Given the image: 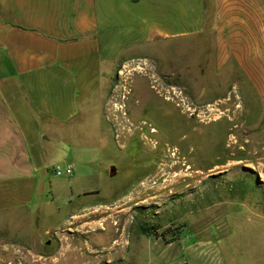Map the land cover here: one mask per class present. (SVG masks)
<instances>
[{"label":"rangeland","instance_id":"obj_1","mask_svg":"<svg viewBox=\"0 0 264 264\" xmlns=\"http://www.w3.org/2000/svg\"><path fill=\"white\" fill-rule=\"evenodd\" d=\"M203 33L108 64L93 125L53 146L28 209L0 214V264H264V75L220 70Z\"/></svg>","mask_w":264,"mask_h":264},{"label":"crops","instance_id":"obj_2","mask_svg":"<svg viewBox=\"0 0 264 264\" xmlns=\"http://www.w3.org/2000/svg\"><path fill=\"white\" fill-rule=\"evenodd\" d=\"M257 4L216 0L206 10L205 0H0V214L28 209L49 179L53 146H74L70 130L93 125L104 70L123 50L213 26L220 70L234 67L238 82L264 75Z\"/></svg>","mask_w":264,"mask_h":264},{"label":"built area","instance_id":"obj_3","mask_svg":"<svg viewBox=\"0 0 264 264\" xmlns=\"http://www.w3.org/2000/svg\"><path fill=\"white\" fill-rule=\"evenodd\" d=\"M55 174L57 176L66 175L68 177H71L73 174V167H72V165H67L64 169L57 167L55 169Z\"/></svg>","mask_w":264,"mask_h":264},{"label":"trees","instance_id":"obj_4","mask_svg":"<svg viewBox=\"0 0 264 264\" xmlns=\"http://www.w3.org/2000/svg\"><path fill=\"white\" fill-rule=\"evenodd\" d=\"M141 231H142L144 234H148V233H150V232H149V228L146 227V226H144V227L142 226V227H141Z\"/></svg>","mask_w":264,"mask_h":264},{"label":"water","instance_id":"obj_5","mask_svg":"<svg viewBox=\"0 0 264 264\" xmlns=\"http://www.w3.org/2000/svg\"><path fill=\"white\" fill-rule=\"evenodd\" d=\"M110 175L111 176H114L115 175V169L114 168L111 169Z\"/></svg>","mask_w":264,"mask_h":264},{"label":"bare ground","instance_id":"obj_6","mask_svg":"<svg viewBox=\"0 0 264 264\" xmlns=\"http://www.w3.org/2000/svg\"><path fill=\"white\" fill-rule=\"evenodd\" d=\"M151 132H156L154 129H152V131ZM178 151V150H177ZM179 153V152H178ZM174 155V154H173ZM172 157V156H171ZM188 169H190V168H188ZM176 176V175H175ZM14 254V253H13ZM17 255H19V254H17ZM19 259V258H18ZM25 259V258H24ZM1 261V260H0ZM25 262V261H24Z\"/></svg>","mask_w":264,"mask_h":264},{"label":"flooded vegetation","instance_id":"obj_7","mask_svg":"<svg viewBox=\"0 0 264 264\" xmlns=\"http://www.w3.org/2000/svg\"><path fill=\"white\" fill-rule=\"evenodd\" d=\"M152 131V130H151ZM151 133H153V132H151ZM154 133H156V132H154Z\"/></svg>","mask_w":264,"mask_h":264}]
</instances>
